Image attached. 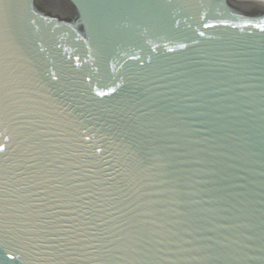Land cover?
I'll return each mask as SVG.
<instances>
[{"label": "water", "instance_id": "obj_1", "mask_svg": "<svg viewBox=\"0 0 264 264\" xmlns=\"http://www.w3.org/2000/svg\"><path fill=\"white\" fill-rule=\"evenodd\" d=\"M213 2L210 9L209 0H10L7 15L0 16V54L13 81L9 90L33 105L0 113V178L13 192L22 177L39 176L54 199L52 177L75 172L72 164L88 168L102 158L114 165L121 175L100 166L128 185V207L118 205L122 212L148 213L139 219L148 222L144 227L153 239L147 248L155 256L149 261L117 240L110 247L120 250L110 264H261L264 32L221 21L264 24V0ZM181 43L186 47L179 48ZM17 85L26 92L17 93ZM132 125L138 126L136 136L128 134ZM81 134L90 138L81 140ZM37 139L41 144L33 147ZM125 144L132 148L125 151ZM97 178L101 174L93 171L85 179ZM101 188L111 191L107 185L93 191ZM79 194L104 208L98 215L110 222L105 227L123 226L121 212ZM190 207L215 209L217 224L234 226L208 233L229 238L223 250H214L215 260H177L166 245H156L161 234L177 230L176 213ZM38 243L11 224L0 237V264H7L5 257H18L11 264H97L89 248H82L86 256L69 260L34 247Z\"/></svg>", "mask_w": 264, "mask_h": 264}, {"label": "snow or ice", "instance_id": "obj_2", "mask_svg": "<svg viewBox=\"0 0 264 264\" xmlns=\"http://www.w3.org/2000/svg\"><path fill=\"white\" fill-rule=\"evenodd\" d=\"M11 6L10 0H0V16L7 15ZM208 7L210 9L215 7L213 0H209ZM221 24L232 28H243L251 24L252 27L264 32V24H252L251 20L242 25L228 24L222 20ZM214 26L207 23L204 25V27ZM200 35L203 36L204 33L201 32ZM178 47L184 48L186 45L181 43L178 44ZM168 51H174V49L169 48ZM235 55L243 56V53H236ZM12 83L6 58L0 54V113H6L16 105L22 108L33 107V105L28 103L26 97L16 99L13 96V92L9 90ZM14 90L21 94L26 92V89L20 85H17ZM111 91L114 92L115 88L111 89ZM107 94L105 92L96 93L98 96ZM21 114L25 113L21 112ZM137 131L138 126L132 125L128 134L136 136ZM80 138L81 140H87L90 137L81 134ZM40 144L41 141L37 139L33 147H37ZM131 148V144L124 145L125 151H129ZM154 150H161L160 145H156ZM38 151L43 153L45 148L39 147ZM73 155H76V153H73ZM32 159H39V157L33 156ZM101 164H106L108 168H112L116 172V175H121L114 165L102 160V158L100 160H92V166L88 168H84L79 163L72 164L71 167L76 170L75 172L66 171L63 174L58 173L52 177V179L57 181V183L52 185V188L58 190L51 192V196L54 199L49 198L50 188L45 187L48 181L39 176L34 177L33 180H29L28 177H22L21 186L14 189L13 192H9L7 187L8 180L0 178V237L6 235L7 231L10 230L11 224H15L19 225L22 231L31 233L32 238L39 242L34 247L54 250L60 256H64L69 260L86 256L87 253L82 251V248L86 247L96 253L95 256L90 258L96 260L97 264H110V261L115 258L113 253L120 250L119 247H110V245L116 244L117 240L126 244L132 252L138 255L143 253L144 257H147L149 261L153 260L155 253L147 248L152 243L153 235L144 227L148 222L139 219V217L148 213L137 212L134 216H129L128 213L122 212L118 205L124 204V201L129 199L128 185L122 181H117L111 172L100 166ZM167 166V164L164 165V167ZM28 167L35 169L36 166L29 164ZM60 167L64 168V165ZM39 171L43 172V169ZM93 171L99 172L102 178L85 179ZM76 172L80 174L77 175ZM44 175H48V173L45 172ZM124 179L127 180V177L125 176ZM180 179L181 177L178 176L177 180L179 181ZM76 180L81 181V183H73ZM109 181H112V183L109 184ZM85 185H88V187H85ZM99 185H107V188L111 189V191H106L103 188L99 189V192L93 191ZM33 189L37 190L33 191ZM175 190L179 192V189ZM80 192L86 193L89 197L95 196L96 200L103 199L110 207L121 212V215L125 217L122 220L123 226L116 224L112 227L117 228L124 235H118L117 232L112 230V227H105L110 222L103 219V216L98 215V213L105 212L104 208L98 206L94 200H86L79 194ZM14 193H19V195H17L15 202H10V197ZM179 202L185 203L183 200ZM124 206L128 207L126 204ZM141 206L137 205L138 208ZM129 211L134 210L130 208ZM215 211V209L190 207L186 212L176 213L181 217L173 222L177 225V230L173 232L168 229L167 234H161L160 238L156 240V245H166L168 252L172 253L177 260L199 258L212 261L217 259L218 257L214 255V250L215 252L223 250L229 238L223 237L222 233L221 236L209 235L208 233H216L225 227L234 226L217 224L214 215ZM63 212L76 213V215H61ZM105 214L112 216L113 219H118L111 212ZM69 220L76 221L79 227L67 223ZM112 237H115V239H112ZM82 241H87V243L82 244ZM156 251H163V248L157 247ZM192 252L206 253V255L191 256ZM13 259H18V257H5L7 264H11ZM260 261L261 264H264V256L260 257Z\"/></svg>", "mask_w": 264, "mask_h": 264}]
</instances>
